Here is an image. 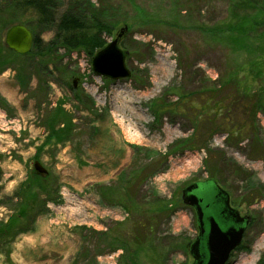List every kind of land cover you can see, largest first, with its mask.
<instances>
[{
    "label": "rangeland",
    "instance_id": "rangeland-1",
    "mask_svg": "<svg viewBox=\"0 0 264 264\" xmlns=\"http://www.w3.org/2000/svg\"><path fill=\"white\" fill-rule=\"evenodd\" d=\"M232 1L57 0L58 13L108 23L104 45L127 27L131 75L115 81L93 73L97 51L64 46L32 11L3 28L2 42L22 24L39 44L0 52V264H191L197 227L181 191L210 178L254 219L231 264L264 255V96L237 143L225 122L180 111L235 90L219 79L234 77L243 102L264 94L263 30L225 45L206 30L229 21Z\"/></svg>",
    "mask_w": 264,
    "mask_h": 264
},
{
    "label": "trees",
    "instance_id": "trees-1",
    "mask_svg": "<svg viewBox=\"0 0 264 264\" xmlns=\"http://www.w3.org/2000/svg\"><path fill=\"white\" fill-rule=\"evenodd\" d=\"M232 2L233 7L231 10L233 13L229 17V21L226 24H215L214 26L206 28L212 37L217 38L218 41L214 42L225 45L224 42H227V40L231 41L232 38L236 40V38L233 37L236 35L241 39L246 38L247 40L252 39V37L257 38L258 29L263 30L262 35H264V5H261L259 9H253V6L248 0H235ZM247 6L252 8L251 12L243 16L242 14L238 15V11L247 8ZM29 11L35 14L37 26H46L53 30L55 40L69 48L82 47L89 55L103 48L105 46L102 38L103 34L110 35L112 32L111 26L108 23L98 20L95 17H91L89 22H85L70 12L65 11L63 13H58L57 0H0V32L4 27L12 24L15 20H19L24 13ZM4 13H6V15ZM3 14L4 16L1 18ZM174 23L177 24L176 22ZM178 25L181 26L180 24ZM220 33H224L225 35V37L221 38V41H219ZM212 37L211 39H213ZM2 41L3 40L0 38V52L2 50L6 53L9 52L18 56L27 55L30 52L26 54H17L9 50ZM38 44L39 39L35 38L33 45L38 46ZM1 59L0 64L4 62V59ZM219 82L220 86L223 88L225 86L236 88L235 90L232 89V92L224 97H219L216 95V92H212L211 95L209 94L203 97V100L199 103V107H193L187 100L180 111L183 113L187 112L189 109H195L193 112H196L197 115H202L197 113L200 111L208 122L212 119L215 120L213 123H216L218 120L219 125L225 122L226 125L229 126L228 136L231 138L234 137L237 143L240 142L241 134L243 135L246 131L253 130V122L251 119L255 118L257 110L261 109L264 94L255 92L252 95V100L254 99L253 102H243L242 99H244V97L243 95L241 96L240 90L237 88V80H235L234 77H229L225 80L219 79ZM207 108H209V113ZM158 109L159 108H157L156 112ZM234 111L238 112L244 120L232 122L231 114ZM249 117L250 119L248 120ZM62 127H64V125ZM58 134H64V132L59 131ZM33 178L39 182V180H43L44 176L34 172ZM38 187L41 188V183H38Z\"/></svg>",
    "mask_w": 264,
    "mask_h": 264
},
{
    "label": "water",
    "instance_id": "water-1",
    "mask_svg": "<svg viewBox=\"0 0 264 264\" xmlns=\"http://www.w3.org/2000/svg\"><path fill=\"white\" fill-rule=\"evenodd\" d=\"M126 31V26L118 29L111 41L92 56L91 68L96 76L108 80H120L130 77L131 72L126 65V52L120 47V41ZM4 41L6 46L15 53L25 54L30 50L33 43V34L26 26L15 24L7 29ZM33 168L41 175L46 173V170L37 161L34 162ZM205 184L208 186L203 188L202 185ZM218 191L215 182L210 179L189 184L183 189L181 196L185 205L195 209L199 232V237L189 244V254L194 260L200 261L203 259L201 253V246L203 245L207 252L206 264H224L230 252L240 244L245 230V225L242 224L243 218H240L239 222L235 221L237 226H224L218 214L220 203L215 199V195L219 193ZM222 193L226 195V192L223 191ZM209 195L211 201L207 202L206 197ZM207 204L209 207L206 208ZM223 205H227V201ZM232 212L235 217H238V212L234 210ZM205 229L207 231H204ZM203 234H206L205 242L200 241Z\"/></svg>",
    "mask_w": 264,
    "mask_h": 264
},
{
    "label": "flooded vegetation",
    "instance_id": "flooded-vegetation-1",
    "mask_svg": "<svg viewBox=\"0 0 264 264\" xmlns=\"http://www.w3.org/2000/svg\"><path fill=\"white\" fill-rule=\"evenodd\" d=\"M33 38L35 39L34 35H33ZM33 39V41H34ZM209 179H207L206 181H208ZM200 182H204V181H200ZM215 185L218 187L219 189V193L217 195H215V199L218 203H220V208L218 206V214H219V217L220 219L222 220V223L224 224V226H237V224L235 223L236 222H239L240 218H243V222L242 224L245 225V230L243 232V236H242V240H243V237L245 235V232L247 230V228L253 224L254 222V219L248 215H242L233 205H232V202H231V199H230V195L225 191L223 190L216 182H215ZM208 185H202V187H207ZM223 192H226V195L224 193H222L221 191ZM183 191V189H182ZM182 191H181V196H182ZM224 200V201H223ZM225 201H227V205H223V203H225ZM206 208L209 207V205L207 204L205 206ZM192 209L194 210V213H195V209L192 207ZM232 210L238 212V217H235L234 213L232 212ZM204 231H207V229H205ZM205 235L206 234H203L200 238V241L201 242H205ZM199 237V232H197V236L196 238ZM242 243V241H241ZM238 249H242V246L241 244L235 248V250L231 251L230 254H229V258L228 260L225 262V264H231V260L232 258L234 257V253L238 250ZM201 253H202V258L200 261L198 260H194L192 259V262L191 264H206L207 262V252L205 250V247H203V245L201 246ZM261 258L257 260V262L255 264H264V255L261 254L260 256Z\"/></svg>",
    "mask_w": 264,
    "mask_h": 264
}]
</instances>
